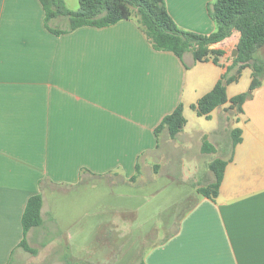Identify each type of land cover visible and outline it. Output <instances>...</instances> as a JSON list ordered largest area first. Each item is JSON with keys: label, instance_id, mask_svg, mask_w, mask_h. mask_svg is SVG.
I'll use <instances>...</instances> for the list:
<instances>
[{"label": "crops", "instance_id": "1", "mask_svg": "<svg viewBox=\"0 0 264 264\" xmlns=\"http://www.w3.org/2000/svg\"><path fill=\"white\" fill-rule=\"evenodd\" d=\"M214 1L165 4L180 28L210 34L216 25L207 6ZM64 3L79 8V0ZM44 16L40 0H0V264H100L82 258L83 248L71 244L73 230L81 235L86 218L100 211L111 215L92 223L88 250H106L100 258L106 264L124 257L125 264H264V76L242 112L227 102L208 119L191 107L231 65L240 33L210 46L223 51L215 64L194 61L191 51L179 58L154 49L135 17L56 35ZM49 25L66 27L67 19ZM263 57L264 46L254 54ZM246 69L251 81L250 67L238 81ZM234 84L226 86L228 98L241 93L229 94ZM179 104L186 118L182 130L175 137L167 128L156 134ZM225 108L234 112L230 122ZM189 110L218 122L189 125ZM234 128L241 130V141L232 148ZM191 130L198 138V163L229 159L214 200L199 194L178 213L175 206L169 215L163 207L154 209L156 220L146 227L137 220L145 200L140 207L105 201L156 197L164 180L177 175L172 161L192 139ZM204 139L215 151H202ZM205 169L210 183L213 173ZM34 194L42 196V222L25 238L35 254L20 246L22 214ZM116 225L125 232L118 248L107 239L116 241Z\"/></svg>", "mask_w": 264, "mask_h": 264}, {"label": "trees", "instance_id": "2", "mask_svg": "<svg viewBox=\"0 0 264 264\" xmlns=\"http://www.w3.org/2000/svg\"><path fill=\"white\" fill-rule=\"evenodd\" d=\"M40 2L45 12V26L56 35L82 26L104 27L135 17L154 49L173 52L179 58H182L185 52L191 51L196 62L211 59L218 64L223 51L212 49L210 46L230 36L234 30L238 31L240 33L236 45L238 53L233 57L231 65L213 88L191 105L199 116L209 119L215 108L227 102L229 108L242 112L244 102L252 97L254 90L262 82L264 61L255 59L254 54L264 46V0H215L209 3L208 14L216 25L210 34L180 28L169 14L165 0H79V8L75 11L68 9L64 0ZM59 17L67 19V26L51 27L50 21ZM246 67L252 70L248 90L228 98L227 84L237 81ZM185 124L183 106L179 104L163 117L155 128V133L158 134L161 129L167 128L169 135L175 137ZM230 135L234 148L241 141V130L234 128ZM202 151L213 152L215 148L204 139ZM228 160L215 158L209 162L208 167L213 173V180L205 186L197 187L200 195L211 200L218 196ZM41 207L42 196L40 194L30 196L21 219L24 238L20 246L33 254L36 250L28 245L25 235L30 228L41 224Z\"/></svg>", "mask_w": 264, "mask_h": 264}, {"label": "rangeland", "instance_id": "3", "mask_svg": "<svg viewBox=\"0 0 264 264\" xmlns=\"http://www.w3.org/2000/svg\"><path fill=\"white\" fill-rule=\"evenodd\" d=\"M261 61H264V57L262 58ZM243 79L240 81H235L236 84H234L235 89L231 90L229 92H245L248 90L249 87V82H250V69H246L243 74ZM243 81V82H242ZM248 81V83H246ZM244 83V84H242ZM248 84V85H247ZM224 112L222 113L223 116H228L229 122L231 121L230 119L234 117V112L229 110L228 108H225L223 110ZM187 118L189 119V125H195L198 124H204V125H212L216 124L218 122V118H214L213 121L209 122V120H206L205 118L197 116L194 112L189 110V114H187ZM215 122V123H214ZM194 126V127H195ZM190 130V128H188ZM193 130V129H192ZM191 132V138L187 140L182 147H180L179 150V156L177 157V162L172 161L175 166V169L177 171V175L174 176L169 180L166 181L164 180L165 187L160 191V193L153 198H146L147 196H136V197H131L126 196L124 198H119V197H114L110 196L107 198L105 201L108 202L109 200H112L115 205H128V206H137L140 207L144 201V206L142 210L138 213V219L139 221H142L141 223L144 222V227L148 226L150 223H152L154 220H156L154 212H152L154 209L157 211V208L159 210L163 207L166 209L165 213L166 215H169L172 213L170 210V207L177 208V213L180 212L183 208H187L196 197L199 196V193L197 192V186L200 184V186H205L208 183V177L205 176L204 171H206L205 167L208 168L207 163L203 162V159L200 158V163L197 162V158L200 157L198 151H199V145H198V138L193 136V131ZM231 140V137H230ZM210 156H207L209 158ZM205 163V164H204ZM202 169V174H200V171ZM155 170L156 167H155ZM199 172V174H198ZM213 180V179H212ZM163 182V181H162ZM104 202V203H106ZM183 209V210H184ZM104 210V209H101ZM176 214V213H175ZM111 213H105V211H100L99 213H96L95 216H90L86 218L84 225H81V235L77 234L76 229L73 230V241L71 242L72 246L74 247V250L83 248L84 253L81 254L82 258H86L87 260L89 259V262H94L95 260L93 259H99L97 263L104 264L105 261L101 260L100 258L106 257L108 254L106 253L107 251L104 249H98L97 251L94 249L93 251L88 250V248H91L92 242L94 241V228L92 227V223L95 221H99L100 219H107ZM135 220V219H133ZM175 227V224H173L171 227L166 228L165 234L168 232L172 231ZM111 231H114L112 229ZM111 235V234H110ZM116 241H112L113 236L107 237L108 242L113 243V246L115 245L116 247L119 246V241H124V228L119 227L116 225L115 231L113 233ZM120 236V237H119ZM122 236V237H121ZM125 244V243H124ZM131 245L126 243L125 246V256H130L131 250L130 248ZM118 248V247H117ZM138 246H136V249ZM90 251L91 255L88 254L86 251ZM140 250V248H139ZM124 252H121V256H124ZM77 255V254H75ZM85 256V257H84ZM92 259V260H91ZM126 258L118 260L114 264H125L129 260L125 261ZM71 261L67 260L66 262L69 263ZM74 261V260H73ZM108 264H111L108 260H106ZM45 264V263H43ZM106 264V263H105Z\"/></svg>", "mask_w": 264, "mask_h": 264}, {"label": "water", "instance_id": "4", "mask_svg": "<svg viewBox=\"0 0 264 264\" xmlns=\"http://www.w3.org/2000/svg\"><path fill=\"white\" fill-rule=\"evenodd\" d=\"M237 53H238V50L236 48L233 49V51L231 53L232 57H235L237 55Z\"/></svg>", "mask_w": 264, "mask_h": 264}]
</instances>
